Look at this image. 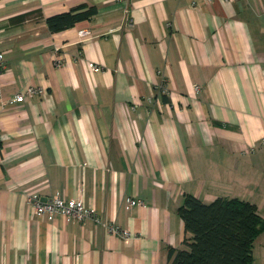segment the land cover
<instances>
[{
  "label": "crops",
  "instance_id": "0c3cea01",
  "mask_svg": "<svg viewBox=\"0 0 264 264\" xmlns=\"http://www.w3.org/2000/svg\"><path fill=\"white\" fill-rule=\"evenodd\" d=\"M0 54V264H170L187 195L264 219V0H0ZM55 194L99 223L27 202Z\"/></svg>",
  "mask_w": 264,
  "mask_h": 264
},
{
  "label": "trees",
  "instance_id": "16d2710c",
  "mask_svg": "<svg viewBox=\"0 0 264 264\" xmlns=\"http://www.w3.org/2000/svg\"><path fill=\"white\" fill-rule=\"evenodd\" d=\"M96 9L81 6L45 19L50 32H59L88 19ZM185 231L184 249L170 248V264H252V247L264 232V219L254 204L236 198L204 203L187 195L178 209Z\"/></svg>",
  "mask_w": 264,
  "mask_h": 264
},
{
  "label": "built area",
  "instance_id": "2783aa9c",
  "mask_svg": "<svg viewBox=\"0 0 264 264\" xmlns=\"http://www.w3.org/2000/svg\"><path fill=\"white\" fill-rule=\"evenodd\" d=\"M79 35L81 37H85L89 35V32L86 30H82L79 32ZM2 59V55L0 54V60ZM62 64V61L58 60L56 61V65L60 66ZM89 68L94 72H99L101 69L95 64H89ZM165 92V89L163 90ZM42 90L40 88L35 87H28L26 90V96L31 97L35 94H41ZM25 95H18L15 96L12 100V103L14 104H22L25 100ZM27 202L30 204L33 208L34 213L40 217L43 214L48 215H59L61 217H64L65 219L69 221H77V222H83L87 218H93L97 223H99V220L94 217V212L91 209L86 208L83 205L82 198L80 196L76 198H66L64 196L55 194L51 197L47 198L45 201H42L39 196L37 195H30L27 197ZM126 204L132 208L136 206L142 205V201L140 199H133V198H127ZM110 233L119 235L121 237L128 238L130 237V233L126 230H121L116 226H108L106 224H103Z\"/></svg>",
  "mask_w": 264,
  "mask_h": 264
}]
</instances>
